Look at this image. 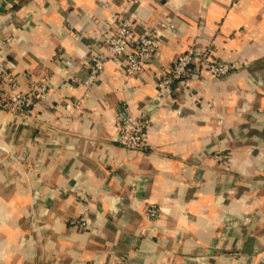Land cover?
I'll use <instances>...</instances> for the list:
<instances>
[{
  "label": "crops",
  "instance_id": "1",
  "mask_svg": "<svg viewBox=\"0 0 264 264\" xmlns=\"http://www.w3.org/2000/svg\"><path fill=\"white\" fill-rule=\"evenodd\" d=\"M124 5L0 0L8 69L48 85L30 115L0 110V264H264V0L137 1L136 32L172 25L159 56L134 76L110 59L88 87ZM208 44L232 71L190 66L158 96L172 59ZM121 112L150 117L145 149L118 141Z\"/></svg>",
  "mask_w": 264,
  "mask_h": 264
},
{
  "label": "built area",
  "instance_id": "2",
  "mask_svg": "<svg viewBox=\"0 0 264 264\" xmlns=\"http://www.w3.org/2000/svg\"><path fill=\"white\" fill-rule=\"evenodd\" d=\"M140 0H125V5L117 12L107 25L105 50L88 57V70L83 83L92 86L100 77L106 62L119 59L124 72L128 76L139 74L146 64L159 56L160 45L163 42L161 28L170 29L172 25L166 21L160 22L158 28L145 29L138 33L134 29V17L131 6ZM12 38L7 37L8 42ZM5 55L0 53V110L7 115L22 119L32 113L38 101L47 98L48 85L43 79H36L32 74L24 73L28 85L21 90L14 74L8 69ZM190 66H195L200 72H206L213 78L225 76L233 69V65L214 57L212 47L208 44L200 50L189 47L176 55L171 61L169 71L160 75L156 80V94L170 87L175 81L187 76ZM151 124L150 117L145 112L132 115L121 112L114 119L117 139L126 150H143L147 146L145 131ZM1 150L6 148L0 145ZM160 209L154 204L145 206V214L154 220ZM85 221L78 223V228H84ZM90 264V263H89Z\"/></svg>",
  "mask_w": 264,
  "mask_h": 264
}]
</instances>
